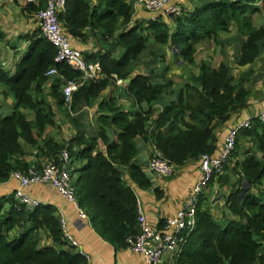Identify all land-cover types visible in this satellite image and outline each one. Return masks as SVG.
<instances>
[{
    "label": "trees",
    "instance_id": "trees-1",
    "mask_svg": "<svg viewBox=\"0 0 264 264\" xmlns=\"http://www.w3.org/2000/svg\"><path fill=\"white\" fill-rule=\"evenodd\" d=\"M195 1L193 9L186 7L182 16L169 21L163 15L137 17L132 0H66L59 17L71 38L93 37L103 44L97 52L83 51L87 61L100 63L101 77L86 80L74 92L71 110L79 113L89 107L119 79H129L126 93L138 106L126 110L113 97L104 99L94 125L88 111L72 116L64 102L63 85L81 73L55 62L57 49L40 27L24 35L28 46L15 71L0 67V85L15 99L8 115L0 105V184L32 164L26 160L25 145L42 142L38 155L49 160L68 149L79 203L92 226L116 250L128 248L127 239L140 233L132 184L143 189L153 185L149 170L138 160L139 140L144 145L151 140L173 165L200 159L215 151L217 127L232 123L249 106L252 91L246 82L264 84V77L251 78L253 69L236 82L224 59L217 66L209 59L196 62L197 46L205 41L220 45L224 54L227 44L221 35L234 24L239 33L234 40L240 46L235 62L253 64L264 50V21L256 22L254 16L264 13V0ZM45 5L26 3L23 9L35 15ZM165 46L198 68L177 88L166 76ZM53 65L59 73L50 79L46 72ZM47 83L56 106L75 128L68 140L42 139L47 128L56 125L55 107L44 92ZM111 131H118L115 138ZM75 162L82 164L74 168ZM228 169L239 178L226 197L230 216L219 221L210 209H203V194L195 229L164 264H264V122L255 118L251 128L239 133ZM156 191L160 195L161 190ZM6 202L9 206L3 211ZM163 224L164 220L159 226ZM41 230L51 245H41ZM0 264H88V258L64 240L56 207L43 203L29 211L11 195L0 197Z\"/></svg>",
    "mask_w": 264,
    "mask_h": 264
},
{
    "label": "crops",
    "instance_id": "crops-1",
    "mask_svg": "<svg viewBox=\"0 0 264 264\" xmlns=\"http://www.w3.org/2000/svg\"><path fill=\"white\" fill-rule=\"evenodd\" d=\"M17 3L19 7L17 11L19 12L13 10L10 7L9 0H0V67L6 70H10L12 73L15 71L16 64L19 62L21 57L24 56L28 46V42L22 37L24 35L32 33L37 27H39L36 16L30 15L29 13L24 11L23 8L26 3ZM196 4L197 1L188 0L187 7H189V9H193ZM142 12V10H138L136 12L137 17H141L142 15H144L142 14ZM150 15L151 13H148V17ZM86 32L88 33V30H86ZM235 37L236 35H230V31L222 33L221 35V38L226 42L227 46L231 43L230 40L234 39ZM72 40L77 47L89 53L97 52L100 48L103 47V44L98 42L93 37L88 38L86 41H83L79 38H72ZM210 42L212 43V41ZM215 46L221 48L220 45ZM165 47L167 50L169 49V47ZM236 55L230 61L227 54L224 52V54L222 53V56H220L221 58L219 60V63L224 59L225 61L229 62L231 66L232 64H234L238 66V68H241L242 70H237V72L243 74L252 69L249 68V66L253 65L255 62L253 64L239 66L235 63ZM179 58L176 59L179 60ZM160 66L163 65L159 64V68L160 70H162L163 67L161 68ZM197 72L198 68L194 72H191V74ZM252 75L251 78L253 79ZM254 75L256 76V74ZM258 75L264 76V73L261 72L258 73ZM167 76L171 77V74H168ZM184 76L185 75L183 74V79L186 80L190 77H187L186 75V78ZM51 78L52 77H50V79ZM127 82L128 80H125L123 83H118L117 81L116 85L110 86L98 98L93 99L89 107L82 109L80 112H82L83 110L88 111V118L91 124L94 125L95 117H97V113L99 110V102L104 99H109L110 97H113L116 103L124 107L126 110L135 111L138 106L136 105L134 99L128 96L126 93ZM248 83L250 82H246V86L248 85ZM257 87V92H252L249 106L238 115H235V119L237 117L254 115L260 109L264 101V85H262V83L260 82ZM5 90L7 96L12 95L5 86L0 85V96L2 95L1 92H4ZM44 92L48 96V100H50L53 107H55L56 125L47 128L42 139L53 138L56 141L60 142L68 140L75 134V128L69 122L66 113L63 117L60 116V114H62L61 112L64 110L58 108L56 106V101L51 97L50 83L44 85ZM164 98H167V96H163V99ZM68 110L72 116H76L80 113H75L70 109ZM12 111L13 110H11V112ZM3 113L5 115L10 114L5 112ZM27 114L29 118H33V115L31 113ZM231 124L232 123L229 122L228 124H223L217 127L215 133L216 147L213 153H216L221 147L225 133L227 132V129ZM117 132L111 131L112 138L116 137ZM138 143L140 146L138 160L145 167H147L149 155L155 146L151 140H149L146 145H144L140 140ZM40 145H42V142L38 146L25 145V149L27 152L26 160L28 162L38 163L40 161L49 159L43 155H38V149L40 148ZM100 148L105 152L106 146L103 142H100ZM81 164V162H75L73 165L75 168L80 166ZM198 165L199 159L191 160L181 165H174V173L170 177H159L149 171V174L151 175L153 180V185L149 188L143 189L132 184L135 188L138 202L140 203L142 211L147 215L148 219L154 227H160L159 225L162 220H165L168 216L173 215L183 205L184 199L189 193L192 185L200 177ZM227 175L229 176L228 180L225 179V176ZM238 179V176H236L231 171V169L224 171L222 175L216 176L209 184L204 193L202 208L210 209L214 217L219 221H223L225 219V216H230L229 210L227 208L226 197L238 184ZM18 185L19 181L15 177L11 176V178L7 182L0 184V197H10L13 191L18 187ZM156 189L161 190L160 195L157 193ZM28 190L33 196L40 198L45 204H51L56 207L58 215L61 212L65 214L68 220V228L79 243L75 247V250L87 256L88 264H143L141 255L134 253L130 249L122 248L116 250L112 244L105 240L94 229L90 219H81L75 207L71 203L66 201V199H64L54 188L48 185L36 184L31 185ZM8 206L9 203L6 202L3 205V211H5ZM225 213L227 215H225ZM15 232H13V235L15 234ZM40 240L41 245L52 244V241L45 230L40 231Z\"/></svg>",
    "mask_w": 264,
    "mask_h": 264
},
{
    "label": "built area",
    "instance_id": "built-area-1",
    "mask_svg": "<svg viewBox=\"0 0 264 264\" xmlns=\"http://www.w3.org/2000/svg\"><path fill=\"white\" fill-rule=\"evenodd\" d=\"M25 3L45 7L35 14L42 35L52 42L57 49L56 63H67L81 75L68 79L62 87L64 102L71 110L73 94L86 80H97L101 77V65L98 61H87L82 49L77 47L66 32L59 17L66 0H24ZM136 12L138 10L151 13L149 18L159 15L179 17L184 13L188 0H132ZM57 65H53L46 75H58ZM119 79L118 83H123ZM264 122V101L260 109L251 116L237 117L225 133L223 143L216 153H205L199 159L200 177L192 185L184 199L183 205L164 220L162 227H154L138 202V223L140 233L129 237L128 249L141 255L143 264H164L169 255L178 253L186 242L188 234L197 223L198 205L212 179L222 175L237 147V138L243 129L251 128L254 119ZM155 146V145H154ZM71 156L68 149H63L54 159L32 163L26 171H15L12 176L19 181L13 191V199L27 210L32 211L44 202L29 192L31 185L43 184L54 188L66 201L77 210L81 219H89L85 209L79 203L74 177L71 173ZM147 169L159 177H170L174 173L173 163L155 146L149 155ZM64 240L68 245L76 247L79 243L68 228V220L64 213H59Z\"/></svg>",
    "mask_w": 264,
    "mask_h": 264
},
{
    "label": "rangeland",
    "instance_id": "rangeland-1",
    "mask_svg": "<svg viewBox=\"0 0 264 264\" xmlns=\"http://www.w3.org/2000/svg\"><path fill=\"white\" fill-rule=\"evenodd\" d=\"M10 1V7L13 9V10H16L19 9L18 7V3H24V0H9ZM19 12V11H17ZM149 12L147 11H144L142 12V14L147 15ZM255 20L256 22L260 21V20H264V13H256L255 15ZM165 19H169V21L172 19H174L175 17H166L164 16ZM230 35L234 36L236 35L235 38H237V36L239 37V33L236 29V26L233 24L231 25L230 27ZM229 35V34H228ZM218 47V46H217ZM215 46V44L212 42H208V41H205L201 44H199L197 46V54H196V62L198 63L200 59L202 58H207L209 59L210 61H212L213 64L215 65H218L219 63V60H220V56H222V53H221V48H217ZM239 43L236 42V40H231V43L226 47L225 49V53L227 54L228 56V59L231 61L232 58L236 55V53L238 52L239 50ZM173 56H172V54ZM168 63L170 65V70L166 73V76L168 74H171V77L175 80L176 82V88L177 87H180L182 86L183 84H185L187 82L186 79H183V74L185 75L184 77H187L191 75V72H194L195 70H197V66L194 65V66H189L187 64L184 63V61L179 58L176 59L177 57H175L174 54H176V52L174 51V49H168ZM236 63V62H235ZM184 65V66H183ZM161 68L163 66H160ZM232 69L234 70V74H235V79H236V82H239L240 80V76L243 74V73H239L237 72V70L239 71L241 68H238V66L232 64ZM249 68H252L253 69V73L256 74V76L253 74V78H256L260 76L261 77H264L263 75H258V73H261L263 72L264 73V50H262L260 56L257 58V60L255 61V63L251 66H249ZM248 68V69H249ZM242 70V69H241ZM186 77V78H187ZM260 82H258L257 84L255 83V81L251 82V83H248L247 87L250 88V90L254 93L257 92V85H259ZM264 85V84H262ZM2 95L0 96V105L2 106V110L3 112L5 113H10L11 110L14 109V106H15V102H14V97L13 95H9L7 96L6 94V90L4 92H1ZM11 94V93H10ZM27 113H29L28 111H26ZM64 111H62L60 114V116H64L65 115V112L63 114ZM208 188V187H207ZM206 188V189H207Z\"/></svg>",
    "mask_w": 264,
    "mask_h": 264
},
{
    "label": "water",
    "instance_id": "water-1",
    "mask_svg": "<svg viewBox=\"0 0 264 264\" xmlns=\"http://www.w3.org/2000/svg\"><path fill=\"white\" fill-rule=\"evenodd\" d=\"M128 81H129V79H128ZM245 187H242V189H244Z\"/></svg>",
    "mask_w": 264,
    "mask_h": 264
}]
</instances>
